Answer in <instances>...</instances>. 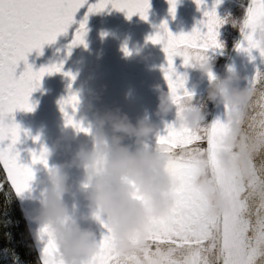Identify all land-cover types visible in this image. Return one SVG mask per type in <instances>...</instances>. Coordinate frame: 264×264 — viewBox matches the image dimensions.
Masks as SVG:
<instances>
[{"label":"snow or ice","instance_id":"1","mask_svg":"<svg viewBox=\"0 0 264 264\" xmlns=\"http://www.w3.org/2000/svg\"><path fill=\"white\" fill-rule=\"evenodd\" d=\"M179 0H168L169 12L175 16ZM199 10L205 5L204 17L191 32L173 34L166 21L147 40L162 45L167 64L161 66L168 91L176 105V118L187 106L194 93L186 88V73H178L175 58H183V67H195L210 59V50H222L218 29L226 23L216 11L222 0H215L211 9L205 0H194ZM87 0H0V166L3 177L0 191L5 185L17 197H23L32 190L35 180L33 165L49 167L47 148L30 150L31 163H21L17 144L21 134L30 133L10 119L17 110L31 112L34 105L30 96L41 86L45 75L60 73L63 63H52L34 70L28 63V55L36 50L42 54L43 46L52 44L61 34H66L75 22V13ZM106 8L124 12L127 18L139 14L147 21L150 0H97L89 5V13H98ZM234 26L236 22H233ZM87 14L80 21L79 28L69 47L86 45ZM242 40L237 50L246 53L250 59L253 50L264 58V0H250L246 17L240 24ZM125 55L131 52L124 46ZM24 70L17 76L20 62ZM63 75L75 80L71 72ZM214 78L213 73H209ZM252 97L245 107L244 117L239 122L245 137L264 141V73L259 70L249 81ZM71 89V84H69ZM79 95L69 91L58 104L63 113L65 125L79 133L90 135V125L75 118ZM240 106L224 105L222 117L210 124H201L195 129L179 125L176 120L166 122L162 131L155 136L154 143L169 156L166 171L180 183L173 193L174 204L170 211L154 219L146 230L139 251L126 256L117 255L113 249V236L110 229L100 222L106 231L98 239V252L89 258L88 264H255L264 255V162L250 158L248 174L238 171L228 172L219 163V152L235 153L238 148H247L246 139L237 145L227 146L223 139L229 128L224 114L239 110ZM34 142L39 135L32 137ZM8 143H5V142ZM211 177L213 184L229 201V208L221 214H207L211 200L194 184L200 171V163ZM140 198V197H136ZM99 219V218H97ZM39 264H63L58 257V246L48 226H41L37 233ZM137 240L134 239L133 243Z\"/></svg>","mask_w":264,"mask_h":264},{"label":"clouds","instance_id":"2","mask_svg":"<svg viewBox=\"0 0 264 264\" xmlns=\"http://www.w3.org/2000/svg\"><path fill=\"white\" fill-rule=\"evenodd\" d=\"M213 69L214 62L210 59L198 65L201 77L208 79L207 99L214 104L240 106L239 110L224 114L229 131L223 142L231 147L239 140L248 141L247 148H238L235 153L219 152L217 159L226 171L247 175L250 158L264 149V141L245 137L239 123L252 92L248 85L240 86L247 78L233 67L229 66L223 77L217 76ZM209 73H213L214 78H210ZM153 90L159 101L155 115L161 120L174 110L176 115L170 92L159 84L154 85ZM175 120L181 126L195 129L205 120V114L199 107L187 105ZM89 125L90 135H85L90 137V146L87 142L81 143L69 160L45 168L44 178L39 182L42 188L39 206L26 213V218L39 228L48 226L63 264H88L89 258L98 252L96 233L82 227V222L100 224L102 221L111 231L117 255L139 251L151 222L173 207V193L180 183L166 171L169 156L153 142L159 128L147 116L133 123L119 108L95 110ZM79 134L71 127V139L75 140ZM68 138L69 129L65 126L62 139ZM61 146L58 140L46 147L48 161ZM199 167L194 184L212 202L207 214H221L229 208V201L213 184L202 162ZM72 168L82 170L75 188L70 183ZM68 195L82 196L86 211L77 215L75 210H70L65 200ZM34 237L37 240L36 233Z\"/></svg>","mask_w":264,"mask_h":264},{"label":"rangeland","instance_id":"3","mask_svg":"<svg viewBox=\"0 0 264 264\" xmlns=\"http://www.w3.org/2000/svg\"><path fill=\"white\" fill-rule=\"evenodd\" d=\"M96 2L97 0H87V3L75 13V22L69 27L67 33L59 35L52 44L44 45L42 54H38L34 50L28 55V63L33 66L34 70L61 62L63 69L60 73L45 75L40 88L37 90L39 96H30V102L34 105L33 116L39 119L32 131L40 135V140L37 144L28 143L20 151L21 163H31L30 150L39 151L41 146H51L58 140L62 146L48 161L49 165L69 160L72 152L81 143L87 142L90 146V137L84 133H80L75 140L70 138L71 126H67L69 138L62 139L66 125L58 102L67 97L69 91L79 95L80 103L75 118L83 121L86 127L91 119L92 111L99 110L102 112L106 109L115 108L126 113L133 123L138 118L147 116L158 126L160 131L163 130L166 122L175 121V110L163 120L155 115L159 101L153 86L159 84L165 91H168L161 70V66H166L167 61L162 45H154L147 38L154 34L164 21L167 22L168 28L173 34L191 32L194 27L199 26V21L205 19L203 15L205 5H201L198 10L194 0H179L173 18L169 12L168 0H150L148 19L145 21L141 19L139 14L133 15L129 19L124 12L112 8H106L98 13H89V5ZM242 2L243 0H222L216 7L218 16L225 19L226 23L218 29V39L223 44L222 50H210L208 52L210 60L214 62L213 71L215 74L222 62L220 55L216 53H224L227 50L239 20ZM214 3L215 0H205L208 9H211ZM86 14L88 27L85 42L87 46L81 44L71 47L69 54L68 46L72 43L79 23ZM233 22H236L235 26ZM124 46H127L131 52L130 55H125ZM175 65L178 73H187L185 86L194 93L193 98L187 101V105L199 107L206 116L210 102L207 99L208 79L201 77L198 65L183 67L182 57L175 58ZM21 69H24L23 61L17 67L16 74L21 72ZM64 72L74 74L75 80L72 81L65 77ZM69 84H71V89H69ZM15 115L16 112L12 114V116ZM26 115L28 116V113ZM81 117H85V119H81ZM28 121L34 120H27L26 122ZM21 124L19 125L21 126ZM202 124H205V120ZM29 129L28 131H30ZM41 131L44 132L45 137L42 136ZM126 143L131 142L126 141ZM69 144L71 145L70 148L67 147ZM33 169L35 180L32 182V190L26 192L23 197H17L25 217L31 209L39 206L42 192L39 182L45 175L43 165H33ZM69 171L70 183L75 188L82 170L72 168ZM65 200L70 210H75L77 215L86 211V201L82 196L68 195ZM27 221L38 251L40 245L37 243L34 233H37L39 227L28 219ZM81 226L91 228L96 233L97 239L106 231L99 223L82 222ZM0 262L2 264H26L6 248L0 249Z\"/></svg>","mask_w":264,"mask_h":264},{"label":"trees","instance_id":"4","mask_svg":"<svg viewBox=\"0 0 264 264\" xmlns=\"http://www.w3.org/2000/svg\"><path fill=\"white\" fill-rule=\"evenodd\" d=\"M26 113H28V116ZM12 117H14L17 124L27 120H34L33 122L37 125L39 120L36 116H33L32 111L17 110L16 115ZM28 123L26 125L27 130L32 125H30V121ZM33 127L31 126L29 130L31 131ZM3 175L2 166H0V179H2ZM2 248L10 250L26 264H39L38 251L34 244L28 221L17 196L14 195V191L10 190L7 185H5L3 191H0V249ZM0 264L2 263L0 262Z\"/></svg>","mask_w":264,"mask_h":264},{"label":"water","instance_id":"5","mask_svg":"<svg viewBox=\"0 0 264 264\" xmlns=\"http://www.w3.org/2000/svg\"><path fill=\"white\" fill-rule=\"evenodd\" d=\"M250 4V0H243L240 4L241 12L237 23V26L232 33L230 42L228 44L227 50L224 53H216L222 57V62L216 73L217 76L223 77L229 66L233 67L236 71L240 73L242 77H246V80L240 82V86L243 87L248 85L249 81L253 78L257 70L264 73V58H262L257 50H253L252 56L255 59H250L246 53L237 50V44L242 40V33L240 30V24L246 17L247 8ZM224 111V105L214 104L209 102L208 110L205 116V124H210L217 117H222ZM154 142V141H153ZM254 161L264 162V149L260 150L259 155H254ZM255 264H264V255L259 256L256 259Z\"/></svg>","mask_w":264,"mask_h":264},{"label":"flooded vegetation","instance_id":"6","mask_svg":"<svg viewBox=\"0 0 264 264\" xmlns=\"http://www.w3.org/2000/svg\"><path fill=\"white\" fill-rule=\"evenodd\" d=\"M86 27H88V25H86ZM220 58H221V60H222V57L221 56H219ZM24 69H21V72L23 71ZM37 70H39V69H37ZM21 72H18L17 73V76H19V74L21 73ZM44 80H45V78H44ZM42 83V82H41ZM31 95H34V96H39V92H37V91H35V92H33ZM22 123V124H21ZM27 123L28 122H25V121H23V122H19L18 124H21V128L22 129H25V130H27ZM29 124V123H28ZM32 124V125H31ZM23 125V126H22ZM30 125L33 127V128H35V122H31L30 121ZM31 126H30V128H31ZM42 130V129H41ZM28 131V130H27ZM29 133H30V136H27V137H25L24 136V134L22 133L21 134V142L20 143H18V146H16L17 147V149L19 150V151H22V149L24 148V146L26 145V144H28V143H30V144H37L38 142H34L33 141V139H32V137H35V136H37V134H36V132H34V131H28ZM42 136H44L45 137V134H44V132H42ZM39 137H40V135H39ZM49 144L51 145V142H50V140H49ZM42 147V146H41ZM40 147V148H41ZM40 148H39V150H40Z\"/></svg>","mask_w":264,"mask_h":264},{"label":"bare ground","instance_id":"7","mask_svg":"<svg viewBox=\"0 0 264 264\" xmlns=\"http://www.w3.org/2000/svg\"><path fill=\"white\" fill-rule=\"evenodd\" d=\"M240 17V16H239Z\"/></svg>","mask_w":264,"mask_h":264}]
</instances>
